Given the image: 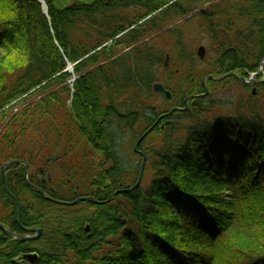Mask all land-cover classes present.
Returning <instances> with one entry per match:
<instances>
[{
	"label": "trees",
	"instance_id": "trees-1",
	"mask_svg": "<svg viewBox=\"0 0 264 264\" xmlns=\"http://www.w3.org/2000/svg\"><path fill=\"white\" fill-rule=\"evenodd\" d=\"M43 2L46 12L37 0H0V223L26 234L2 184L1 166L12 159L25 161L28 181L50 197L110 200H45L28 185L24 164L13 163L5 178L21 224L41 232L23 241L0 228V264H264L259 109L238 104L234 114H213L221 107L215 100L192 97L141 142L149 183L112 195L139 173L141 161L124 155L127 141L134 155L136 138L161 113L203 93L196 80L257 71L264 0ZM178 20L206 40L205 58L187 52L182 32L168 27ZM158 33L187 65L189 85L177 93L172 74H159L170 71ZM206 62L210 70L196 72ZM161 80L171 99L154 92ZM230 81L249 86L231 75L221 83ZM257 90L264 94V79ZM160 95L165 110L152 105ZM29 253L37 257L25 259Z\"/></svg>",
	"mask_w": 264,
	"mask_h": 264
},
{
	"label": "rangeland",
	"instance_id": "rangeland-1",
	"mask_svg": "<svg viewBox=\"0 0 264 264\" xmlns=\"http://www.w3.org/2000/svg\"><path fill=\"white\" fill-rule=\"evenodd\" d=\"M169 28H175L177 29V31H181V41H183L186 44L185 50L187 52H191L193 51L194 53L197 54V48L199 46H203V51H204V55L202 58H205V55L207 54L206 52V40L200 39L197 36V34L195 33V30L193 28V23L192 22H184V20H178L175 22H172L168 25ZM160 33L157 34V40H159L160 42H162L163 48L165 49V52L167 53L165 56L167 57V59L164 58V61H166L167 63V69L170 71V73H167L164 71L163 68L160 69L159 74L161 76L162 79H165L166 76L171 75L172 74V78L169 81L170 84L172 85V88L176 91L179 87H182L183 89H186L188 87L189 84H185L184 79L185 76L187 74H185V70L187 68L186 63L179 61L178 59V54H179V50L178 49H172L173 48V42L168 39L167 40V44L166 42L162 41L163 37H161ZM178 37V35L176 34L173 37V40L176 39ZM171 55H173V57H171ZM201 58V59H202ZM207 64H209L208 62L205 63V66L203 65L202 67H197L196 72H202V71H209V67H207ZM264 64V63H263ZM263 65L262 68L260 69L259 73L256 74V76L252 77L253 79L250 82H247V84L249 85L247 88H242V86L240 85V83L238 82H227V83H221V81H217L215 82L211 87L209 86V83H206L207 81H205L206 86H207V90L208 93L205 97L206 101L209 103V100L212 101H216L221 107L219 108H214L213 114L215 113H219V114H234L235 113V108L237 107L238 104H240L242 106L243 109H245L246 111L248 109H259L260 111L264 112V94L260 93V91L257 90L258 88V83L259 82H263ZM72 76L70 77V81H72L75 77V75L73 74V71H69ZM223 76V75H222ZM262 76V77H261ZM245 78H249V77H245ZM201 78L199 80H196L197 82H201ZM161 83H163V81H160ZM177 93V91L175 92ZM208 96V97H207ZM208 98V99H207ZM152 105L157 106L159 108H161V110H165L166 108H168L164 98L160 95L157 96L156 99L152 102ZM184 107V106H183ZM188 121L184 122L183 124H187ZM163 127V125L160 126V128ZM130 140L127 141V143ZM152 139H149L148 142H151ZM125 144L123 151L124 155L129 154L130 156V161L132 160L134 162V164H138L140 161V156L138 153L135 152V154L133 155L131 153V147L129 148L128 144ZM130 153H129V151ZM139 150L140 146H139ZM142 152L144 153V151L142 150ZM145 154V153H144ZM146 160V159H145ZM146 163V162H145ZM151 178V173L150 171H148L147 169H143V175L140 181V184L143 185H147L149 183V180Z\"/></svg>",
	"mask_w": 264,
	"mask_h": 264
},
{
	"label": "water",
	"instance_id": "water-1",
	"mask_svg": "<svg viewBox=\"0 0 264 264\" xmlns=\"http://www.w3.org/2000/svg\"><path fill=\"white\" fill-rule=\"evenodd\" d=\"M37 1L41 2L44 5V10L46 11V6L43 3V0H37ZM203 50L204 49H203V46L202 45L199 46L198 49H197L198 55H199L200 58L204 55V51ZM166 59H167V57H166ZM165 63H166V61H165ZM263 63H264V58H263V60L259 64V67L257 69L258 71L255 72V73H253V74H251L248 79L247 78L244 79L243 77L237 75L235 72L232 73L231 75H233V76H235L237 78H240L244 82H250L253 79L252 77L256 76V74L259 73V71H260ZM72 66L73 65L68 62L67 68H68L69 71H73V67ZM229 75L230 74H224L221 77H212V76L208 75V76L202 78L201 83H203V86H204V92H203V94H192V95L187 96L184 99V101H183L184 102V107H182V108H180V107H173V108H171L170 111L165 112V113H161V115L158 116V118L150 125V127H148L147 130H145L143 133L140 134V136L136 139V142L134 143V146H133V151H135L136 153H138L141 156V164H140V168H139V171H138L139 174H138V176L136 178V181L134 182L135 184L132 185V187H130L128 189L121 188V189L115 190L114 192H112V195H116V194L121 193V192L131 191L135 187L139 186L140 181H141V178H142V175H143V169H144V166H145V162H146L145 161V154L142 152V150H139V146H140L141 142L143 141V139L151 132V130L153 129V127L156 126L161 121V119L165 118L166 116L171 115V113L173 111H177V110L182 111V110L186 109L187 108L186 103L192 97H201L203 95H207L208 90H207L206 83H204L205 82V79H212V80L214 79V80L220 81V80H223L225 77H227ZM153 90H154V92H162L164 94V96H166L169 99L171 98L170 92L167 89H165L164 85H162L160 82L153 84ZM13 163H22V164H24V166H25L24 177L26 178V180L28 182V185L30 187H33V188L38 189L39 194L45 200L48 199V200L52 201L53 203L63 204V205H67V206L68 205L77 204V203H79V201H89L90 200L93 203H100V202H106V201H109L110 200V198H109L106 201H97L95 199V197L92 196V195H89V196H78V198H76L74 200H68V201H63V200H60V199H55V198L50 197L49 195L45 194L42 189L34 186L33 184H31L28 181L27 172H28L30 166L25 161L15 160V159L8 160V161L4 162L2 164V166H1L2 167L1 168L2 184H3V188L7 191V193L9 194V196L13 200H15V205H16V210H17V220H18V223L20 224V226L22 228V231H24L26 234H19L17 232L15 233V232L9 231L6 228H4L1 223H0V228L3 231H6L8 234L12 235L14 238H18V239L23 240V241L32 240V239L37 238V236H39L41 230H40V228H29V227H26L25 228L21 224L19 201L9 191V188H7V182H6V178H5V172H6V170L9 168V166L13 165ZM36 257H37V255L36 254H32V253H29V254H27V255L24 256V258L27 259V260H29V261L34 260Z\"/></svg>",
	"mask_w": 264,
	"mask_h": 264
}]
</instances>
